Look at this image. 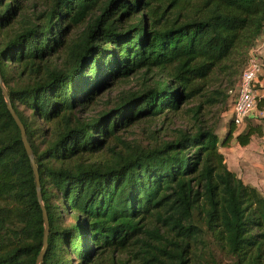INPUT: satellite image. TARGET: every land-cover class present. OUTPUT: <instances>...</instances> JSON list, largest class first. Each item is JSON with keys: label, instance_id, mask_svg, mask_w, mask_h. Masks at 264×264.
<instances>
[{"label": "trees", "instance_id": "1", "mask_svg": "<svg viewBox=\"0 0 264 264\" xmlns=\"http://www.w3.org/2000/svg\"><path fill=\"white\" fill-rule=\"evenodd\" d=\"M26 1L0 0V73L38 169L49 223L40 264H114L115 252L136 264H209V242L230 264H264V193L219 150L261 137L264 119L247 117L236 133L230 119L220 140L217 119L201 112L221 114L229 102L264 31V0H46L30 14ZM135 73L140 88L76 116ZM148 74L158 77L148 83ZM219 77L226 84L209 85ZM198 94L190 126L168 138L117 134ZM42 236L32 168L0 88V264H35Z\"/></svg>", "mask_w": 264, "mask_h": 264}, {"label": "rangeland", "instance_id": "2", "mask_svg": "<svg viewBox=\"0 0 264 264\" xmlns=\"http://www.w3.org/2000/svg\"><path fill=\"white\" fill-rule=\"evenodd\" d=\"M46 0H28L24 3V11L26 14H30L31 12H38L45 8ZM81 27H76L70 29L67 37L74 36L78 33ZM262 40V39H261ZM264 40V37H263ZM64 57V53L60 50L55 56V62L58 64L62 61ZM260 57V54H259ZM261 72H264V58L261 55ZM262 75V74H261ZM264 75V74H263ZM157 75L148 74V83H151L153 80L156 79ZM222 77H219L215 81H209V85L211 83H217L222 86V84H226L223 81ZM143 80L139 76V73L131 74L126 78L116 79L110 82L106 87L102 88L98 91L95 97L88 103L83 106H77L75 109V113L77 117L81 119L91 118L97 115L99 112L110 108L113 103L116 101L117 97L126 91H135L140 88ZM236 83V82H235ZM204 98H202L201 94L196 95L189 101L185 102L182 106L181 110L177 113H168L167 115H159L154 118H142L139 121L134 122L133 124L119 128L117 131L118 135H122L128 140H137L147 143L150 138L152 137V131L157 130L158 135H161L162 138H168L170 133L173 129L178 127H189L191 123L190 112L188 108H191L198 103H200ZM232 101V94L229 99V102L221 108L223 111L221 114H218L216 106L211 107L206 104L201 107V112L203 114V120L211 121L217 119L216 124V133L218 134L220 140L225 136L226 132L228 131L230 119V107ZM220 108V107H219ZM263 119V118H262ZM246 122V121H245ZM245 124L241 126H236L235 133L241 131L244 128ZM263 137V135H262ZM264 141V138H262ZM223 145L219 146V150H221ZM107 153V149H103L100 153L96 154V156H101L102 154ZM263 193V192H262ZM207 254L212 256V258L220 263V264H230L231 259H229L215 244L209 242V247L207 249ZM114 256V264H136V262L132 259L130 254H126V252H115L113 253ZM207 257V260L210 262V257ZM105 264V263H103Z\"/></svg>", "mask_w": 264, "mask_h": 264}, {"label": "crops", "instance_id": "3", "mask_svg": "<svg viewBox=\"0 0 264 264\" xmlns=\"http://www.w3.org/2000/svg\"><path fill=\"white\" fill-rule=\"evenodd\" d=\"M264 31L260 36L258 44L261 43L260 53L264 58V43L261 42ZM262 39V40H261ZM262 74V75H261ZM264 72L260 73L255 89L258 97V104L255 112L250 118L264 119ZM262 137H252L250 141L241 145L235 138L231 139L228 145L221 147L227 167L236 173L244 183L250 184L264 193V141Z\"/></svg>", "mask_w": 264, "mask_h": 264}, {"label": "built area", "instance_id": "4", "mask_svg": "<svg viewBox=\"0 0 264 264\" xmlns=\"http://www.w3.org/2000/svg\"><path fill=\"white\" fill-rule=\"evenodd\" d=\"M261 42L264 43V40ZM260 46L261 43L255 45L250 50L248 60L242 68L234 88L231 91L232 101L230 107V118L236 126H241L244 122V119L251 117V115L256 110L258 97L255 89V82L261 73Z\"/></svg>", "mask_w": 264, "mask_h": 264}, {"label": "water", "instance_id": "5", "mask_svg": "<svg viewBox=\"0 0 264 264\" xmlns=\"http://www.w3.org/2000/svg\"><path fill=\"white\" fill-rule=\"evenodd\" d=\"M0 88L2 91V95H3L4 101H5L7 110L11 114L12 118L14 119L16 125L18 126V128L20 130L21 141H22V144L24 146L25 152L29 158L30 165L32 168V172H33L37 200H38V203H39V205L41 207V211H42V219H43L42 247H41V249H40V251L37 254L36 259H35V264H40L44 254H45L46 248H47V234H48L49 223H48L47 213H46L45 207H44L43 202H42L38 169H37V166L35 164L33 151H32L31 146H30V144L26 138L24 125L21 122V120L19 119L18 115L16 114L15 110L13 109V107L11 105V101H10V98L8 95V91H7V88L5 87V85L3 83L1 73H0Z\"/></svg>", "mask_w": 264, "mask_h": 264}]
</instances>
